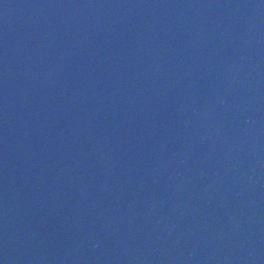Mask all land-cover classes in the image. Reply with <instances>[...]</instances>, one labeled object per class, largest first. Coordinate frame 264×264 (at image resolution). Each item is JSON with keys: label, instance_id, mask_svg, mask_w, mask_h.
Returning a JSON list of instances; mask_svg holds the SVG:
<instances>
[{"label": "water", "instance_id": "95a60500", "mask_svg": "<svg viewBox=\"0 0 264 264\" xmlns=\"http://www.w3.org/2000/svg\"><path fill=\"white\" fill-rule=\"evenodd\" d=\"M0 264H264V0H0Z\"/></svg>", "mask_w": 264, "mask_h": 264}]
</instances>
